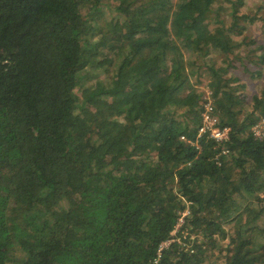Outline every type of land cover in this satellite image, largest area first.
Masks as SVG:
<instances>
[{
  "label": "trees",
  "instance_id": "trees-1",
  "mask_svg": "<svg viewBox=\"0 0 264 264\" xmlns=\"http://www.w3.org/2000/svg\"><path fill=\"white\" fill-rule=\"evenodd\" d=\"M244 3L0 0V264H264Z\"/></svg>",
  "mask_w": 264,
  "mask_h": 264
},
{
  "label": "built area",
  "instance_id": "built-area-1",
  "mask_svg": "<svg viewBox=\"0 0 264 264\" xmlns=\"http://www.w3.org/2000/svg\"><path fill=\"white\" fill-rule=\"evenodd\" d=\"M203 93L205 103L203 111L200 115V125L198 126V136L201 134H208V136L215 141H223L228 138V128H219L218 120L212 114L213 112V96L212 92L206 89ZM250 132L255 139H262L264 137V117L260 118L254 125L251 126ZM169 242H164L158 249V252Z\"/></svg>",
  "mask_w": 264,
  "mask_h": 264
},
{
  "label": "rangeland",
  "instance_id": "rangeland-1",
  "mask_svg": "<svg viewBox=\"0 0 264 264\" xmlns=\"http://www.w3.org/2000/svg\"><path fill=\"white\" fill-rule=\"evenodd\" d=\"M259 8H262V10H261V12H259L257 14ZM240 12H242L244 14H249V15H254V14H257L258 16L264 15V0H245V3L243 5V7L240 8ZM251 33H256V27H250L248 29V32L245 31L242 35L249 37V36H251ZM202 73H204V72H202ZM237 73L238 74H242V73H239V72H237ZM260 73H262V75L254 83V85H253L254 88L251 85H249L246 88L247 91H249L252 94H259V91L264 88V70H262ZM258 82H260L259 85L257 84ZM203 86H205V85H203ZM202 90L207 91L205 87H203ZM202 90H201V92H202ZM239 94H240L239 96L241 98L243 96L245 97V94H243V93L242 94L239 93ZM241 105L242 106L238 107V109L239 110L240 109L243 110V112H244L243 114L248 113V112L251 111L250 109H251V105L252 104H251L250 100H247V98L245 100H243V104H241ZM180 139L185 140L184 137H181ZM224 241H226V240H224Z\"/></svg>",
  "mask_w": 264,
  "mask_h": 264
}]
</instances>
